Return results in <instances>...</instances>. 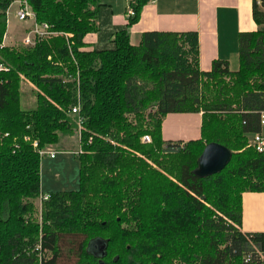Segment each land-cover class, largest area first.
<instances>
[{"label":"trees","instance_id":"1","mask_svg":"<svg viewBox=\"0 0 264 264\" xmlns=\"http://www.w3.org/2000/svg\"><path fill=\"white\" fill-rule=\"evenodd\" d=\"M148 1L130 0L128 26ZM12 2L0 0V264H264V232L240 230L242 193L264 192V151L248 144L264 111V0L252 2L257 29L238 35L235 72L221 60L199 69L195 31H146L132 45L125 28L113 48L83 50L98 0H27L71 37L3 46ZM20 74L37 89L29 110ZM170 113H201L200 138L164 142ZM78 119V190L41 194L38 150L78 134ZM210 143L230 160L201 177Z\"/></svg>","mask_w":264,"mask_h":264},{"label":"crops","instance_id":"2","mask_svg":"<svg viewBox=\"0 0 264 264\" xmlns=\"http://www.w3.org/2000/svg\"><path fill=\"white\" fill-rule=\"evenodd\" d=\"M252 2L253 0H149L141 8L137 22L128 26L126 11L131 6L130 0H98L95 18L97 29L84 36L82 49H111L114 46V34L125 28L132 45H137L141 34L146 31H195L198 36L199 69L209 71L214 60H221L227 63L229 71L235 72L239 69L238 35L257 29L252 18ZM8 33L6 27L2 42L6 46L12 37ZM28 100L29 97L25 96L23 102ZM200 125L201 113L167 114L161 124L162 140L185 143L198 139ZM260 134L264 138V125L261 126ZM57 149L54 150L60 155L53 159L45 157L43 161L42 158L40 162V191L44 195L78 190L79 175L72 182L59 181L57 178L58 172L65 174L71 167L79 170V161L72 153L75 150ZM45 169L56 172L55 176L44 179ZM241 200V232H264V192H244Z\"/></svg>","mask_w":264,"mask_h":264},{"label":"rangeland","instance_id":"3","mask_svg":"<svg viewBox=\"0 0 264 264\" xmlns=\"http://www.w3.org/2000/svg\"><path fill=\"white\" fill-rule=\"evenodd\" d=\"M14 1V0H13ZM9 13L5 14L6 17V27L7 30L9 31V35L12 36L10 38V40L8 41L9 43V47H17V48H30L32 46H34L35 42L30 45V46H26L22 43V39L24 38V36L28 33L29 29H30V25L27 22H22V21H18L15 16V4H13L11 6V4L9 5ZM64 36V33L60 35L59 34H55V35H50L49 38H53L56 36ZM4 38V37H3ZM66 38V37H65ZM36 41V40H35ZM3 45V44H2ZM6 46V45H3ZM78 77V75H76V78ZM77 82V79H76ZM19 90H20V106L22 109L24 110H29L34 108L35 106V101H36V92L37 89L31 84V82L22 74H20V82H19ZM25 96L29 97V100L26 102H23V99ZM32 97L33 100L32 101ZM31 98V99H30ZM252 136L249 137V140H251ZM79 147V136L76 133L74 136L72 137H64L61 140V143L58 145V147L56 146H52L51 148L56 149L59 148L57 150L62 149H68V150H76ZM57 155H60V153L57 152ZM45 158V157H44ZM44 158L42 159V161L44 160ZM41 165V164H40ZM40 171H42V167H40ZM54 173L56 172H48L47 169H45L44 172V179H50L53 178ZM79 175V170L77 171L74 167H71V169H69V172L67 173H57V178L59 181H68V182H72L76 179V177ZM76 183V181H75ZM34 203V207H35V212H34V218L41 224V212H42V200L40 198H37L33 201ZM254 247H251L249 249H247V251H253ZM262 256V260L264 261V255Z\"/></svg>","mask_w":264,"mask_h":264},{"label":"built area","instance_id":"4","mask_svg":"<svg viewBox=\"0 0 264 264\" xmlns=\"http://www.w3.org/2000/svg\"><path fill=\"white\" fill-rule=\"evenodd\" d=\"M257 2L259 3L260 0H257ZM13 4H15V6H16L15 7V18L18 21L27 22L30 25V29H29L28 33L22 39V43L24 45L30 46L37 39L46 38V37H49L50 35L60 34V33L52 31L50 25H48L46 23H38L35 20V15H34L33 11L31 10V7L29 6L27 0H14L11 3V6ZM8 13H9V8L6 11V14H8ZM126 13H127L128 18L134 15V11L131 8V6L127 8ZM64 35L66 38L71 37L69 34H66V33H64ZM78 112H79V105L76 104L75 106L72 107L71 114H77ZM80 122L81 121L78 119L77 120L78 136L80 135V130H81ZM260 125L261 126L264 125V111L260 112ZM26 139H28V138H26ZM89 142H90V140H89ZM142 142L143 143H150L151 139L148 135H144L142 137ZM248 144L250 146L254 147L255 150L258 152L264 151V138L261 136L260 133L253 134L251 140H248ZM32 145L34 148H36L37 142L33 141ZM72 153L76 156V155L81 153V150H80V148H78L77 150L73 151ZM38 154L41 157V159L44 157H48V158L53 159L57 155V151H55L51 147H47V148L38 150ZM40 199L46 200L47 197L41 196ZM248 259H249V256H247L246 260H248ZM261 259H262V256H261Z\"/></svg>","mask_w":264,"mask_h":264},{"label":"water","instance_id":"5","mask_svg":"<svg viewBox=\"0 0 264 264\" xmlns=\"http://www.w3.org/2000/svg\"><path fill=\"white\" fill-rule=\"evenodd\" d=\"M230 156V151L224 146L217 143L207 144L198 159L197 174L204 177L220 172L225 168Z\"/></svg>","mask_w":264,"mask_h":264}]
</instances>
